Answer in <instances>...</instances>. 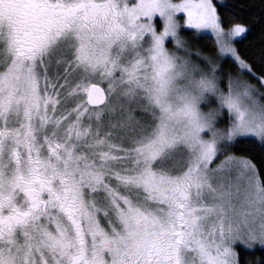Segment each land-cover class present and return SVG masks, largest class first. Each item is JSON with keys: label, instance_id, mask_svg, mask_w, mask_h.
I'll return each mask as SVG.
<instances>
[{"label": "snow or ice", "instance_id": "snow-or-ice-1", "mask_svg": "<svg viewBox=\"0 0 264 264\" xmlns=\"http://www.w3.org/2000/svg\"><path fill=\"white\" fill-rule=\"evenodd\" d=\"M246 9L264 25V0H0V264H264L238 251L264 249Z\"/></svg>", "mask_w": 264, "mask_h": 264}, {"label": "trees", "instance_id": "trees-1", "mask_svg": "<svg viewBox=\"0 0 264 264\" xmlns=\"http://www.w3.org/2000/svg\"><path fill=\"white\" fill-rule=\"evenodd\" d=\"M229 2L238 6L253 3L258 6L261 3V0H229ZM235 19L238 22L251 24L249 30L245 34H242V36L235 41V46L238 48L240 54L251 59L253 56L258 55L260 47L264 45V25L250 21L247 9L244 12H237ZM185 35H192V33H185ZM196 35L198 37L200 35L207 37V39H197L195 41L197 46L205 48L207 52L214 51L213 40L210 35ZM224 68L227 70L229 65L225 64ZM238 251L240 252V259L242 262L246 257L251 260H256L259 258L262 262H264V249L262 248L256 247L254 250L239 248Z\"/></svg>", "mask_w": 264, "mask_h": 264}, {"label": "rangeland", "instance_id": "rangeland-1", "mask_svg": "<svg viewBox=\"0 0 264 264\" xmlns=\"http://www.w3.org/2000/svg\"><path fill=\"white\" fill-rule=\"evenodd\" d=\"M203 34H207V35H209L208 33H203ZM241 36H242V35H241ZM241 36H240V37H241ZM240 37H238V38H240ZM238 38H235V41H236V39H238Z\"/></svg>", "mask_w": 264, "mask_h": 264}]
</instances>
